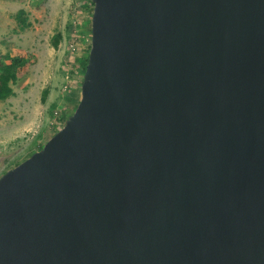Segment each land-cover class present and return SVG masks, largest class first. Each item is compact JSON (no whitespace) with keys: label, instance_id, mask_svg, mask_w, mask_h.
<instances>
[{"label":"water","instance_id":"water-1","mask_svg":"<svg viewBox=\"0 0 264 264\" xmlns=\"http://www.w3.org/2000/svg\"><path fill=\"white\" fill-rule=\"evenodd\" d=\"M80 101L0 176V264H264V0H90Z\"/></svg>","mask_w":264,"mask_h":264},{"label":"rangeland","instance_id":"rangeland-1","mask_svg":"<svg viewBox=\"0 0 264 264\" xmlns=\"http://www.w3.org/2000/svg\"><path fill=\"white\" fill-rule=\"evenodd\" d=\"M19 9L32 24L23 32L13 18ZM92 12L90 0H0V58L6 53L27 58L17 82L0 86L13 94L0 102V176L42 149L74 113L90 50ZM43 90L48 91L45 101Z\"/></svg>","mask_w":264,"mask_h":264},{"label":"trees","instance_id":"trees-1","mask_svg":"<svg viewBox=\"0 0 264 264\" xmlns=\"http://www.w3.org/2000/svg\"><path fill=\"white\" fill-rule=\"evenodd\" d=\"M13 18L16 21L18 32H23L32 26L31 22L29 21L28 14L24 9H19ZM57 38H59L58 34L54 36L52 41V46L54 49H57L58 46V42L56 40ZM26 61L27 58L25 57H14L9 53L3 55L0 58V86H6L9 83L15 84L18 80V74L24 70L25 66L27 65ZM86 62L83 66V72L85 71ZM8 92L9 90L5 91L0 89V102L6 99L8 95L12 94V91L10 93ZM47 94L48 91L43 90L41 94V101H45Z\"/></svg>","mask_w":264,"mask_h":264},{"label":"crops","instance_id":"crops-1","mask_svg":"<svg viewBox=\"0 0 264 264\" xmlns=\"http://www.w3.org/2000/svg\"><path fill=\"white\" fill-rule=\"evenodd\" d=\"M76 96H77V95H75V94L72 95L71 101L75 100V99H76ZM43 129H44V128H43Z\"/></svg>","mask_w":264,"mask_h":264}]
</instances>
